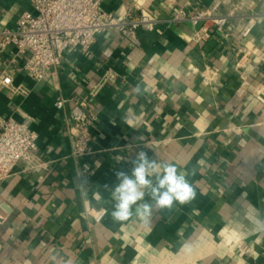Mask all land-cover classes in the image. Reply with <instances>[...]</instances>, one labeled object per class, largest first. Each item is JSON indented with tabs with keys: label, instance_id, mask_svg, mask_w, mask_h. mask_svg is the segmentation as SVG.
<instances>
[{
	"label": "crops",
	"instance_id": "obj_1",
	"mask_svg": "<svg viewBox=\"0 0 264 264\" xmlns=\"http://www.w3.org/2000/svg\"><path fill=\"white\" fill-rule=\"evenodd\" d=\"M100 1L115 15H151L161 34L140 30L137 46L100 34L42 82L14 47L0 52V75L25 89L0 86V118L27 121L38 136L35 161L0 181V264H264V0ZM210 9L230 22L209 38L172 20ZM31 10L30 0H0V24L15 29ZM77 119L90 136L82 155ZM141 148L187 171L197 195L154 209L149 223H116L114 173Z\"/></svg>",
	"mask_w": 264,
	"mask_h": 264
},
{
	"label": "built area",
	"instance_id": "obj_2",
	"mask_svg": "<svg viewBox=\"0 0 264 264\" xmlns=\"http://www.w3.org/2000/svg\"><path fill=\"white\" fill-rule=\"evenodd\" d=\"M30 3L32 10L20 15L15 29L0 24V52L14 47L15 60L26 57L24 71L36 82L44 81L49 72L62 63L69 50L89 53L100 34L117 32L134 46L139 45L140 30L161 34L157 28L159 22L151 15L134 17L131 11L124 16L108 13L102 9L100 0H30ZM172 20L175 23L199 25L198 39L209 38L211 27L223 31L230 22L229 17L214 15L212 9L194 12L180 10ZM254 26L255 21L249 20L241 36L246 38ZM213 72L214 69L206 70L208 75ZM0 86L11 89L14 94L25 93V89L15 86L12 77L6 73L0 75ZM72 103L81 107L85 105L75 99ZM57 105L62 107L63 101ZM78 119L81 134L77 136L75 154L82 155L88 150L90 136L86 120ZM37 151L38 136L29 122L0 118V181L11 177L19 163L35 161ZM104 214L98 213L97 218Z\"/></svg>",
	"mask_w": 264,
	"mask_h": 264
},
{
	"label": "clouds",
	"instance_id": "obj_3",
	"mask_svg": "<svg viewBox=\"0 0 264 264\" xmlns=\"http://www.w3.org/2000/svg\"><path fill=\"white\" fill-rule=\"evenodd\" d=\"M130 163V170L118 169L114 173L118 181L111 192L114 210L110 215L114 222L122 223L135 217L149 223L154 209H171L174 204L184 205L196 198L195 188L188 179L189 173L178 170L175 163H161L150 158L142 148ZM96 166L99 167V161ZM77 180L80 181L78 187L87 183V178L78 176ZM146 194L152 203L145 200ZM95 199L99 203L101 197L96 194Z\"/></svg>",
	"mask_w": 264,
	"mask_h": 264
}]
</instances>
